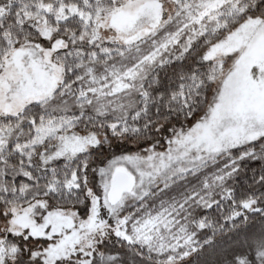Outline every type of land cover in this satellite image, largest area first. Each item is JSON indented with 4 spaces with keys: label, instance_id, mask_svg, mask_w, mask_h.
I'll use <instances>...</instances> for the list:
<instances>
[{
    "label": "snow or ice",
    "instance_id": "obj_1",
    "mask_svg": "<svg viewBox=\"0 0 264 264\" xmlns=\"http://www.w3.org/2000/svg\"><path fill=\"white\" fill-rule=\"evenodd\" d=\"M0 264H264V0H0Z\"/></svg>",
    "mask_w": 264,
    "mask_h": 264
}]
</instances>
